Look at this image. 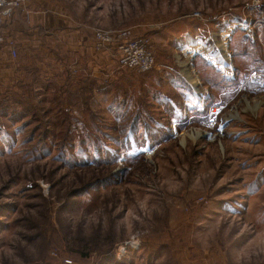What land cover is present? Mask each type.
Returning a JSON list of instances; mask_svg holds the SVG:
<instances>
[{
  "label": "rangeland",
  "instance_id": "rangeland-1",
  "mask_svg": "<svg viewBox=\"0 0 264 264\" xmlns=\"http://www.w3.org/2000/svg\"><path fill=\"white\" fill-rule=\"evenodd\" d=\"M67 3L157 63L86 101L6 91L0 264H264V0Z\"/></svg>",
  "mask_w": 264,
  "mask_h": 264
},
{
  "label": "crops",
  "instance_id": "crops-1",
  "mask_svg": "<svg viewBox=\"0 0 264 264\" xmlns=\"http://www.w3.org/2000/svg\"><path fill=\"white\" fill-rule=\"evenodd\" d=\"M94 27L98 26L75 16L67 0L24 2L0 24L5 40L0 47V94L14 91L18 100L20 96L25 100L24 83L30 70L35 71L28 80L33 96L48 85L55 86L59 95L72 91L73 85L92 84L93 94L102 89L115 64L106 51L96 48ZM11 47L17 52L15 59L10 56Z\"/></svg>",
  "mask_w": 264,
  "mask_h": 264
},
{
  "label": "built area",
  "instance_id": "built-area-1",
  "mask_svg": "<svg viewBox=\"0 0 264 264\" xmlns=\"http://www.w3.org/2000/svg\"><path fill=\"white\" fill-rule=\"evenodd\" d=\"M27 0H0V24L9 20L14 12ZM193 17L199 18L200 13ZM93 40L99 50L106 51L115 63L117 71L147 73L155 68L157 60L151 39L144 34H135L130 28L94 27ZM5 43L0 32V47ZM10 56L15 59L17 52L10 48ZM63 264H72L62 260Z\"/></svg>",
  "mask_w": 264,
  "mask_h": 264
},
{
  "label": "trees",
  "instance_id": "trees-1",
  "mask_svg": "<svg viewBox=\"0 0 264 264\" xmlns=\"http://www.w3.org/2000/svg\"><path fill=\"white\" fill-rule=\"evenodd\" d=\"M35 76V71L34 70H30L28 76L26 77L25 83H24V87L27 88V93H26V99L25 100H29L31 98H33V88H32V84L30 81L28 80H32ZM92 84L90 85L89 83L87 85L84 86H79V85H73V90L69 91L68 93L64 92V88L62 89V91L64 92V94L60 93V96L66 97V101L70 99V97L73 95L77 96L79 99H83V101H86L87 98H89V95H91L92 91ZM59 95V94H58ZM20 100H23L22 96H20ZM14 101V95L9 93V94H0V102L2 105H9L12 104ZM152 138V136H151Z\"/></svg>",
  "mask_w": 264,
  "mask_h": 264
},
{
  "label": "bare ground",
  "instance_id": "bare-ground-1",
  "mask_svg": "<svg viewBox=\"0 0 264 264\" xmlns=\"http://www.w3.org/2000/svg\"><path fill=\"white\" fill-rule=\"evenodd\" d=\"M191 49H193V50H196L197 49L198 50V47H191Z\"/></svg>",
  "mask_w": 264,
  "mask_h": 264
}]
</instances>
